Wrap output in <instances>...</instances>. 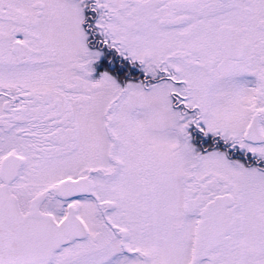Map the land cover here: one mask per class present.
I'll return each instance as SVG.
<instances>
[{
    "label": "snow or ice",
    "instance_id": "1",
    "mask_svg": "<svg viewBox=\"0 0 264 264\" xmlns=\"http://www.w3.org/2000/svg\"><path fill=\"white\" fill-rule=\"evenodd\" d=\"M0 264H264V0H0Z\"/></svg>",
    "mask_w": 264,
    "mask_h": 264
}]
</instances>
